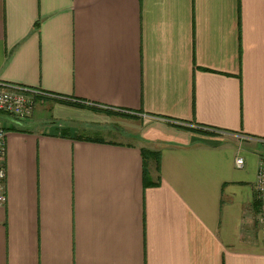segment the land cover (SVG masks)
Returning <instances> with one entry per match:
<instances>
[{
    "label": "crops",
    "instance_id": "0c3cea01",
    "mask_svg": "<svg viewBox=\"0 0 264 264\" xmlns=\"http://www.w3.org/2000/svg\"><path fill=\"white\" fill-rule=\"evenodd\" d=\"M0 82V264H264V0H0Z\"/></svg>",
    "mask_w": 264,
    "mask_h": 264
},
{
    "label": "built area",
    "instance_id": "2783aa9c",
    "mask_svg": "<svg viewBox=\"0 0 264 264\" xmlns=\"http://www.w3.org/2000/svg\"><path fill=\"white\" fill-rule=\"evenodd\" d=\"M44 95L31 89L21 87H8L0 82V113L7 114L18 119L24 120L31 117L36 106L38 96ZM6 136L7 131L0 124V206L6 202L5 181L7 178L6 169ZM236 165L242 168L244 160L237 159ZM257 195L262 203L261 207V235L264 243V157L258 163L257 173Z\"/></svg>",
    "mask_w": 264,
    "mask_h": 264
},
{
    "label": "rangeland",
    "instance_id": "374dc122",
    "mask_svg": "<svg viewBox=\"0 0 264 264\" xmlns=\"http://www.w3.org/2000/svg\"><path fill=\"white\" fill-rule=\"evenodd\" d=\"M90 106V105H89ZM88 106V107H89ZM87 107V106H86ZM87 107V108H88ZM90 108H94V110H99L97 109L98 107L96 106H90ZM114 113V115H109L108 118L109 120H113L115 123L114 125H117L119 126L120 129H123V126H126L127 125L129 127H135L136 125H139V116H136L135 114H131V113H128V112H120L119 115H116L115 113L116 112H119V111H108V113ZM117 126H114V128H118Z\"/></svg>",
    "mask_w": 264,
    "mask_h": 264
},
{
    "label": "trees",
    "instance_id": "16d2710c",
    "mask_svg": "<svg viewBox=\"0 0 264 264\" xmlns=\"http://www.w3.org/2000/svg\"><path fill=\"white\" fill-rule=\"evenodd\" d=\"M75 105H76V106H81V107H86V106H85L84 104H82V103H76ZM120 112H121V111L116 112L115 114H116V115H119ZM0 114H3V113H0ZM109 114H114V113L111 112V113H109ZM3 115H6V114H3ZM17 128H18L19 130H22V129H20V127H17ZM16 130H17V129H16ZM78 138H79V139H82V137H80V136H79ZM83 139H84V138H83ZM86 140H89V139H86ZM147 155L152 156L153 154H151V153H147Z\"/></svg>",
    "mask_w": 264,
    "mask_h": 264
},
{
    "label": "water",
    "instance_id": "95a60500",
    "mask_svg": "<svg viewBox=\"0 0 264 264\" xmlns=\"http://www.w3.org/2000/svg\"><path fill=\"white\" fill-rule=\"evenodd\" d=\"M0 121H9V122H14V120L10 119V118H7V117H4V116H0Z\"/></svg>",
    "mask_w": 264,
    "mask_h": 264
}]
</instances>
